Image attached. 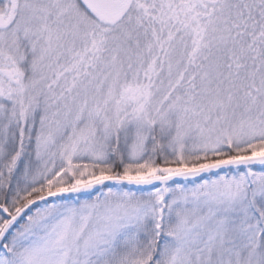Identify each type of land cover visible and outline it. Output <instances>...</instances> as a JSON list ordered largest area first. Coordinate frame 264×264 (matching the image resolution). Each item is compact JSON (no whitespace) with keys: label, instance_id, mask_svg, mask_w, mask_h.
<instances>
[{"label":"snow or ice","instance_id":"6c2138e0","mask_svg":"<svg viewBox=\"0 0 264 264\" xmlns=\"http://www.w3.org/2000/svg\"><path fill=\"white\" fill-rule=\"evenodd\" d=\"M0 264H264V0H0Z\"/></svg>","mask_w":264,"mask_h":264}]
</instances>
